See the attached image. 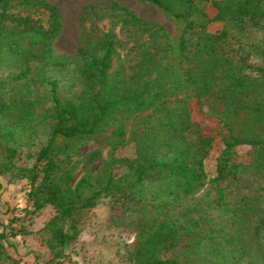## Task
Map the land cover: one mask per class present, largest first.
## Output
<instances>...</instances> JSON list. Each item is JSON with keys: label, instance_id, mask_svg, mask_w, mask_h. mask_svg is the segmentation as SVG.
<instances>
[{"label": "trees", "instance_id": "1", "mask_svg": "<svg viewBox=\"0 0 264 264\" xmlns=\"http://www.w3.org/2000/svg\"><path fill=\"white\" fill-rule=\"evenodd\" d=\"M142 1L184 22L176 44L117 1L88 2L80 44L63 61L53 56L62 29L55 4L0 0V175L28 178L33 210L54 208L44 227L53 264L102 196L112 223L134 232L128 264H264V35H239L264 28V0ZM212 22L223 26L209 32ZM194 97L222 128L213 177L205 160L214 137L192 120ZM130 117L141 125L135 155L112 156L74 182L79 148L117 123L113 152ZM40 130L48 136L35 163L19 171L20 148ZM242 145L251 147L247 162L236 160ZM98 157L94 150L86 162ZM7 257L0 242V264H16Z\"/></svg>", "mask_w": 264, "mask_h": 264}, {"label": "rangeland", "instance_id": "2", "mask_svg": "<svg viewBox=\"0 0 264 264\" xmlns=\"http://www.w3.org/2000/svg\"><path fill=\"white\" fill-rule=\"evenodd\" d=\"M49 1L59 8L62 18L61 32L52 42L53 56L57 60L69 61L80 44L79 15L82 7L88 2L101 3L111 0ZM113 1L126 6L140 17L157 21L165 27L173 43H177L184 28L182 20L173 18L147 1ZM100 24L105 25L106 19ZM222 26V22H212L208 24L207 31L216 32ZM239 35L242 40L245 38L248 40L258 39L264 35V28ZM69 72V70L62 71L66 75ZM62 73H59L57 69L55 71L58 77ZM188 106L191 118L199 129L208 136L214 137L212 149L205 160V170L209 177H213L216 173V157L222 148L221 125L217 118L209 114L207 105L197 98H191ZM132 120L133 117H130L126 123L123 142L113 152L112 145L116 137L111 133L116 129L117 123L111 124L94 139L79 148L78 154L72 159L74 182L87 171L96 173L112 156L123 158L135 155L134 135L141 131V125L132 123ZM47 136L43 130H40L35 145L20 148V156L16 161L19 171L21 168L32 167L35 163L37 150L46 141ZM250 148L247 145L237 146L236 160L247 162L250 159V155L247 153ZM94 150L99 151V157L95 161L87 163L86 155ZM117 167L116 169L119 171L122 169ZM29 189L30 182L27 177H21L17 173L0 175V233L4 235L0 242L4 252L8 255L4 263L53 264L49 261L50 253L44 243L47 236L44 227L47 221L55 215V210L50 205L33 210L28 198ZM110 201L108 196L98 199L85 218L84 228L78 240L66 247L64 257L58 260L59 264H128L125 255L134 238V232L132 227L126 223L116 225L112 223L111 215H115L116 212L114 213V210L111 209ZM204 263L207 264L202 261V264Z\"/></svg>", "mask_w": 264, "mask_h": 264}]
</instances>
